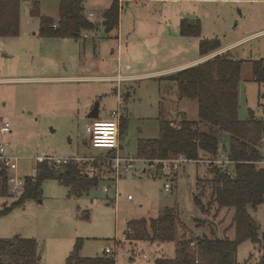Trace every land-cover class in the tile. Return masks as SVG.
<instances>
[{
  "label": "rangeland",
  "instance_id": "374dc122",
  "mask_svg": "<svg viewBox=\"0 0 264 264\" xmlns=\"http://www.w3.org/2000/svg\"><path fill=\"white\" fill-rule=\"evenodd\" d=\"M118 1L119 32L118 28L106 31L102 24L111 0H83L85 17L96 22L95 26L82 29L78 38H62L38 35L40 16L57 20L59 0H38L39 16L30 14L28 0H20L19 27L28 31V40L21 43L23 51L19 52L24 54L15 58L13 69L18 72L14 75H48L54 69L66 76L140 73L122 81L118 88L114 81L90 77L65 80L55 91H49L56 85L52 81L29 79L8 85L0 95V112L9 118L11 131L0 134V143L18 159L20 175H33L37 155L103 156V149L93 148L85 132L90 121L87 115L95 102L99 103V119H109L112 110L122 116L117 153L123 157H147L138 154V142L158 136L160 118L177 124L184 114L197 121L196 100L179 97L176 82L165 76L169 71L151 72L198 57L201 39H218L220 47L231 49V55L241 60L238 118H248L249 109L261 117L264 82L254 80L252 62L264 60V0H214L199 5L171 0ZM89 12L95 15L89 17ZM183 17L200 21L199 36L180 35ZM44 87L48 92L40 91ZM219 140L227 146V133L220 131ZM260 151V166L264 168V145ZM203 164L184 162L171 192L164 189L165 177L146 171V163L136 161L134 169L115 182L101 180L79 196L68 195V188L53 177L42 182L40 197L26 199L2 213L4 204L18 197L0 194V239L13 240L17 235L35 239L36 264H64L76 238L82 239L81 257L101 256L108 247L115 264H154L158 257H173L183 235L189 239L201 235L234 238V209L210 204L208 187L202 188L203 180L196 182L203 178L199 172L205 169ZM80 167L86 171V164ZM104 174L110 177L107 169ZM104 185L109 186L108 191L103 190ZM165 208L177 212L175 240L130 241L125 237L128 221L157 218ZM249 212L264 233V201L250 207ZM260 255L258 244L242 241L237 263L257 264ZM3 259L5 264H15V258Z\"/></svg>",
  "mask_w": 264,
  "mask_h": 264
},
{
  "label": "trees",
  "instance_id": "16d2710c",
  "mask_svg": "<svg viewBox=\"0 0 264 264\" xmlns=\"http://www.w3.org/2000/svg\"><path fill=\"white\" fill-rule=\"evenodd\" d=\"M83 0H59L58 18L54 21L40 16L39 34L43 37L77 38L82 29H92L95 23L84 14ZM31 15L38 14V1L30 9ZM20 0H0V36H17L19 27ZM120 3L111 0L103 14L102 24L106 31L118 27ZM201 23L198 19L182 18L179 33L183 36H199ZM218 39H201L200 56H206L219 50ZM231 49L216 54L196 64L165 75L177 84L179 97L196 100L198 120H189L181 115L177 124L160 118L159 133L156 138L138 142V154L148 158H167L178 153L190 159H212L219 150L225 151L234 161L229 172L211 168L210 176L196 179L202 181V188L208 187L210 204L218 207H232L231 225L235 229L234 238H212L207 235L193 239L185 235L178 240L175 254L171 258L158 257L154 264H238L236 253L239 243L251 240L259 245L261 258L257 264H264V233L249 212L264 201V168L260 166L264 136V120L249 109L248 118H238V83L241 60L235 59ZM254 80L264 82V60L252 62ZM122 116L119 119V131L122 134ZM228 135L227 146L221 144L219 132ZM122 136V135H121ZM112 155L113 151L110 152ZM37 173L26 175L24 192L11 204H4L2 213L7 212L26 199H35L41 195V185L53 177L68 188V195L79 196L95 187L99 181L112 180V177L90 176L76 162L62 166L37 164ZM6 171L0 169V194L8 195L5 184ZM195 201L199 199L195 196ZM87 215V214H86ZM177 212L165 208L160 216L150 220H131L127 223L125 237L130 240H154L168 242L177 237ZM191 243H193L191 245ZM82 239L76 238L64 264H115L113 255L104 252L101 256L81 257L79 250ZM3 257L15 258V264H36V241L33 238L15 236L0 239V264ZM8 260V261H9ZM7 261V262H8Z\"/></svg>",
  "mask_w": 264,
  "mask_h": 264
},
{
  "label": "built area",
  "instance_id": "2783aa9c",
  "mask_svg": "<svg viewBox=\"0 0 264 264\" xmlns=\"http://www.w3.org/2000/svg\"><path fill=\"white\" fill-rule=\"evenodd\" d=\"M118 82L122 79L118 77L116 79ZM260 98H264V94L262 93ZM109 119H99L91 118L90 121L85 125V132L88 134L89 144L96 149H103V156H88V157H67V158H59L52 155H37L35 157V164L33 167V175L34 176L38 169V163H47L50 166H62L70 162H76L80 166L86 164V173L90 176H105V170L109 171V174L112 177V180L115 182L122 175L128 174L135 167V162H144L147 167H145L146 171H152L154 175H160L165 177L166 181L164 183V189L168 192H171L172 186L176 181L178 171L181 165L184 162H195V163H204V170H200V175L203 178L208 177L209 169L217 168L221 171L229 172L231 167L234 165V161L230 158V156L223 150H219L218 153L212 159H190L187 158L184 154L178 153L169 158H141L135 157L133 155L128 156H120L117 153V149L119 146L120 132H119V111L112 110L110 112ZM264 120V109L262 111L261 117ZM101 124H107L112 126L115 131L114 133H109L108 139L109 143H102L103 134L97 131V128ZM11 130L10 123L7 120H3V123L0 127V132L5 134ZM261 141L264 145V136L261 138ZM113 151L114 154L110 157H106V153ZM0 169H4L6 171L5 175V184L7 187V191L9 194L20 197L24 192L25 178L23 175H20L17 172L18 169V159L11 154L7 153L6 147L3 143H0ZM145 171V170H144ZM104 191L109 190V186L104 185ZM128 199L131 198V195L127 196ZM193 243H191L192 245ZM104 251L106 253H111V249L105 247ZM145 257V255H143Z\"/></svg>",
  "mask_w": 264,
  "mask_h": 264
},
{
  "label": "crops",
  "instance_id": "0c3cea01",
  "mask_svg": "<svg viewBox=\"0 0 264 264\" xmlns=\"http://www.w3.org/2000/svg\"><path fill=\"white\" fill-rule=\"evenodd\" d=\"M36 1H38V0H30V2L28 0L29 11L32 8L33 3L36 2ZM151 1H154V0H151ZM171 1L172 2H177V3H181V2L197 3L199 5V4L206 3L208 1L211 2V1H214V0H171ZM94 15L95 14L93 12H89L88 13V16L89 17H92ZM183 18H187V17H183ZM119 27H120V17H119V24H118V27H117L118 28V32L120 31ZM20 30H21V32H19V34L17 36H0V95L6 89V87L8 85L15 84L14 83L15 81H20V80L21 81H26V80L31 79V80L41 81V82H44V83H46L47 81L56 82V85L51 86V88H49V91L50 90H53V89L55 91L57 89L59 90L62 87L61 85H59L60 82H63L65 80H76V79H81V78L83 79V78H86V77H90V78H93V79H103V80H111V81H114V82L117 83V88H118V85L122 81H124L126 79H130V78L137 77L140 74V73L139 74H136V73H125V74H121L118 71V73H116V74H103V75L102 74H95V75H88V76H81V75H69V76H66L65 74L64 75H59L57 73L58 72V69H54L53 73L52 74H48V75L47 74H40L38 76H16L14 74H15V72H18V71H16L15 69H13V66L16 65V60H17L15 58H19V55L20 54H24L23 52H19L20 50L23 51V48H20V46H21V43H23V44L25 42L27 43V40H28V35H27L28 34V31L27 32L24 31L22 29V27L20 28ZM33 34L36 35L35 32H33ZM38 35H40V34L38 33ZM48 37H57V36H48ZM70 38H73V37H70ZM219 50L220 51H217L215 54H219V53L227 50V47H222ZM25 51H28V50L25 49ZM209 55L210 54H208L206 56H200V53H199V56L198 57L197 56H193L192 58L182 60L178 64L171 65L170 67H167V68L158 69V70L152 71L151 73H157V72L158 73H161V72H165V71H167V72L169 71V73H170V72H173V71H176V70H179V69L188 67L190 65L196 64L198 62H201V61L209 58L210 57ZM127 67H128V69H132V67L130 66V64H127ZM118 77H120L122 79L119 82L116 80ZM45 88L46 87H44V89H42L40 91H43L42 93H44V91L45 92H48V90H45ZM98 117L100 118V116H98ZM3 120H7L10 123L9 118L7 116L3 115L0 112V127H1V125L3 123ZM0 134L1 135H4L1 132H0ZM120 136H121V134H120ZM125 233H126V230L124 231V234ZM38 259H40V257Z\"/></svg>",
  "mask_w": 264,
  "mask_h": 264
},
{
  "label": "clouds",
  "instance_id": "9594fccd",
  "mask_svg": "<svg viewBox=\"0 0 264 264\" xmlns=\"http://www.w3.org/2000/svg\"><path fill=\"white\" fill-rule=\"evenodd\" d=\"M97 131L103 134V139L101 140V142L109 143L110 142L108 139L109 133H114L115 129L110 125L101 124L98 126Z\"/></svg>",
  "mask_w": 264,
  "mask_h": 264
},
{
  "label": "water",
  "instance_id": "95a60500",
  "mask_svg": "<svg viewBox=\"0 0 264 264\" xmlns=\"http://www.w3.org/2000/svg\"><path fill=\"white\" fill-rule=\"evenodd\" d=\"M90 119L91 118H98L99 116V103L95 102L93 107L90 109L88 115H87Z\"/></svg>",
  "mask_w": 264,
  "mask_h": 264
}]
</instances>
